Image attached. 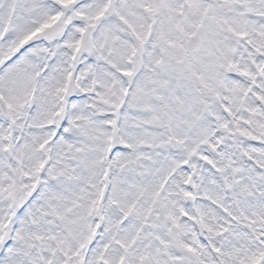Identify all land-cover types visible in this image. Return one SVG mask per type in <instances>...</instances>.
Instances as JSON below:
<instances>
[{
	"label": "snow or ice",
	"instance_id": "1",
	"mask_svg": "<svg viewBox=\"0 0 264 264\" xmlns=\"http://www.w3.org/2000/svg\"><path fill=\"white\" fill-rule=\"evenodd\" d=\"M0 264H264V0H0Z\"/></svg>",
	"mask_w": 264,
	"mask_h": 264
}]
</instances>
